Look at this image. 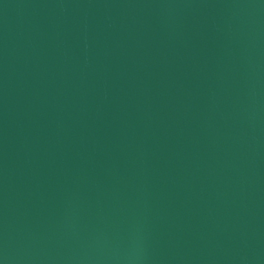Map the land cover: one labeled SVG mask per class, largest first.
<instances>
[{
    "label": "water",
    "instance_id": "95a60500",
    "mask_svg": "<svg viewBox=\"0 0 264 264\" xmlns=\"http://www.w3.org/2000/svg\"><path fill=\"white\" fill-rule=\"evenodd\" d=\"M0 264H264V0H0Z\"/></svg>",
    "mask_w": 264,
    "mask_h": 264
}]
</instances>
